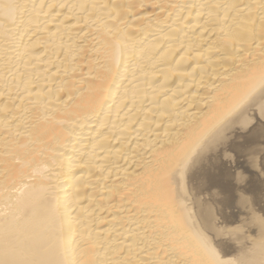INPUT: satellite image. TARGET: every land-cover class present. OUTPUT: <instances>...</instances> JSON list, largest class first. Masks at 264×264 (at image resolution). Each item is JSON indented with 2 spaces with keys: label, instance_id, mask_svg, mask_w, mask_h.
<instances>
[{
  "label": "bare ground",
  "instance_id": "6f19581e",
  "mask_svg": "<svg viewBox=\"0 0 264 264\" xmlns=\"http://www.w3.org/2000/svg\"><path fill=\"white\" fill-rule=\"evenodd\" d=\"M0 264H264V0H0Z\"/></svg>",
  "mask_w": 264,
  "mask_h": 264
}]
</instances>
